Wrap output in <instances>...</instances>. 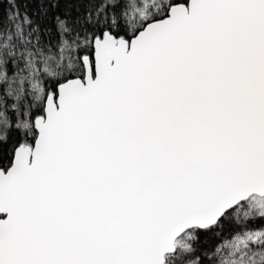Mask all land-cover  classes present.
<instances>
[{"label":"snow or ice","instance_id":"6c2138e0","mask_svg":"<svg viewBox=\"0 0 264 264\" xmlns=\"http://www.w3.org/2000/svg\"><path fill=\"white\" fill-rule=\"evenodd\" d=\"M0 264H264V0H0Z\"/></svg>","mask_w":264,"mask_h":264}]
</instances>
